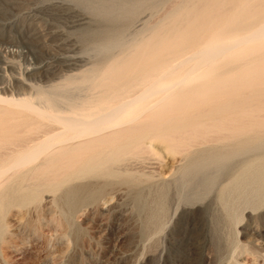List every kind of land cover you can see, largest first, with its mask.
Segmentation results:
<instances>
[{
	"label": "bare ground",
	"instance_id": "obj_1",
	"mask_svg": "<svg viewBox=\"0 0 264 264\" xmlns=\"http://www.w3.org/2000/svg\"><path fill=\"white\" fill-rule=\"evenodd\" d=\"M140 1L95 0L85 5L90 12L103 16L102 22H108L105 30L94 25L97 30H93L91 41L99 38L101 43L102 34L116 31L111 32L116 35L112 38L103 37L108 39L102 46L91 42L96 51L103 55L123 45L119 32L124 26L115 23L119 18L114 17L133 12ZM16 2L0 0V156L6 155L0 162L1 182L33 164L42 171L40 176L46 183H59L71 175L94 178L99 173L111 177L122 171L117 165L127 156L153 153V141L170 155L199 144L224 139L236 142L264 133V0L179 3L176 12L163 18L151 36L140 41L135 38L137 42L127 47L125 57L116 55L104 68L82 74L83 81L102 96H89V100L87 95L81 104L66 109L60 106L61 101L57 105L58 95L55 98L54 92L45 89V85H54L50 83L57 72L55 59L36 55L40 42L17 21ZM12 9V15H1ZM16 58L23 60V66L18 65L23 69L16 65ZM75 59L70 58L73 64L66 69L81 67L78 63L83 61ZM257 152L263 154V147ZM222 157L211 155L193 166L202 171L217 162L224 165ZM186 171L190 173V166ZM247 171L256 175L260 190L262 169L253 171L249 166ZM87 187L82 184L73 189L85 193ZM165 196L163 188L146 186L128 191L126 200L148 224L157 208H163ZM111 198L103 197L104 206Z\"/></svg>",
	"mask_w": 264,
	"mask_h": 264
},
{
	"label": "rangeland",
	"instance_id": "obj_2",
	"mask_svg": "<svg viewBox=\"0 0 264 264\" xmlns=\"http://www.w3.org/2000/svg\"><path fill=\"white\" fill-rule=\"evenodd\" d=\"M92 1L17 0L15 5L17 21L40 42L36 55L55 59L58 73L55 71L57 75L54 73L51 80L53 87L48 84L45 89L54 92L55 98L59 96L57 105L62 102L63 109L81 104L87 95L89 100L91 96H102L83 81V75L104 68L117 56L125 57L135 42L151 36L163 18L174 14L179 3L185 2L141 0L133 12L115 16L119 18L115 23L124 26L122 34L117 32L124 42L102 55L95 48L114 37L111 32L116 31L106 32L105 39L102 34L101 43L99 38L91 41L93 30L108 26L107 21L102 22L103 16L85 6ZM14 10L1 15L10 16ZM70 58L80 59L83 64L79 62L81 67L70 71L66 69L73 64ZM15 62L23 66L22 59L16 58ZM213 65L217 67L218 63ZM59 89L61 94L56 93ZM73 95L83 100L74 101ZM260 136L199 144L170 155L153 141L156 153L127 156L128 160L119 163L123 168L117 165L122 171L111 177L99 173L93 174L94 178L71 175L63 182L47 184L34 164L11 173L0 181V264H264V133ZM260 146L263 154L257 152ZM211 155H225L224 165L217 162L202 171L194 168L198 160ZM5 156H0V162ZM189 166L190 173L186 171ZM249 166L253 171L262 169L263 176H258L260 190L256 175L246 172ZM78 184H88L89 188L85 193L74 191ZM146 186L166 191L163 208H157L148 224L126 200L128 191ZM106 195L112 198L104 206Z\"/></svg>",
	"mask_w": 264,
	"mask_h": 264
}]
</instances>
